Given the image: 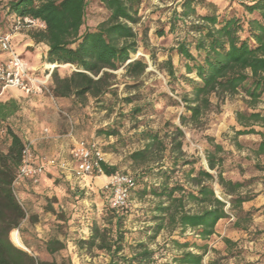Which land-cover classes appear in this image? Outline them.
Returning a JSON list of instances; mask_svg holds the SVG:
<instances>
[{
	"label": "rangeland",
	"instance_id": "374dc122",
	"mask_svg": "<svg viewBox=\"0 0 264 264\" xmlns=\"http://www.w3.org/2000/svg\"><path fill=\"white\" fill-rule=\"evenodd\" d=\"M9 1L2 3L5 6L1 10L6 17L12 15L7 5ZM181 1L145 0L141 4V20L133 25L138 32L140 46L132 54V60L143 57L148 64L140 79L129 76L121 67L115 71L117 83L113 92L101 99L91 97L84 105L72 97H56L52 91L28 96L18 89H9L0 97L3 102L15 101L18 106L12 116L0 123V150L7 151L10 145L9 127L21 136L25 144L30 143L36 154L61 157L73 166L71 151L79 141L84 140L96 143L103 150L108 164L117 165V171L130 173L138 181L137 187L132 190L129 207L124 212L120 211L123 216L120 225H116L115 218L112 219L111 193L104 188L108 179L99 182V177H78L71 170L63 173L54 169L46 176L49 180L41 177L39 182L31 179L22 181L29 187L24 197L19 185L15 186L17 197L27 212L21 227L15 229L24 244L27 242L28 251L37 257L59 261L65 257L70 258L72 264H110L111 258L106 250L87 243L95 223L102 228H110L109 235L112 237L118 230L122 232L124 249L120 255L129 256L133 245L146 242L155 250L154 264H175L173 259L180 253L173 243L175 239L200 242L196 231L187 229L183 232L180 227L164 228L154 240L149 238L157 223L152 217L157 213L154 209L160 198L142 195L140 190L145 184H160L163 177L158 174L157 168L155 173L144 174L150 163L138 164L130 158L132 152L144 147V131L160 132L170 147L175 126H181L185 132L183 159L195 162L178 164L169 183L178 181L196 189V185L187 180L186 170L192 166L210 170L206 153L220 144L223 150L218 155L224 157L223 174L229 179L243 181L245 186L240 193L251 197L237 214L228 208L234 217L218 222L217 231L207 241L209 248L205 263L264 264V170L257 167V164L263 165L264 154L255 153L262 137L258 133L236 134V130L242 128L236 120V111L246 109L242 94L227 96L223 102L212 96L213 105L204 114L201 123L181 124L180 115L186 112L182 97L185 93L190 94L191 86L180 75L195 77L194 73H187L185 60L176 51L178 42L186 35L183 24L180 23L179 29L170 31V21L175 10H180ZM232 6L243 10L239 0ZM107 15V10L98 1H92L87 9L84 28L97 27ZM9 17L6 18L8 21ZM162 29L165 34L160 36L158 31ZM16 50L30 68L38 63L31 49ZM169 58L178 70L177 79H172L166 70L164 63ZM73 70L74 65H59L62 76L69 75ZM38 72L41 74V70ZM137 107L140 112L133 116V109ZM258 109H264V99ZM107 129L117 130V133L108 135L102 132ZM170 154L168 148L164 161H168ZM211 172L216 175V170ZM50 178L58 185L53 196L50 194ZM212 184L217 195L226 200L220 185L216 181ZM56 202L59 206L54 205ZM55 207H58L57 211ZM187 208L195 211L198 205L189 203ZM54 237L61 239L65 248L51 255L46 243ZM191 249L197 251L195 247Z\"/></svg>",
	"mask_w": 264,
	"mask_h": 264
},
{
	"label": "trees",
	"instance_id": "16d2710c",
	"mask_svg": "<svg viewBox=\"0 0 264 264\" xmlns=\"http://www.w3.org/2000/svg\"><path fill=\"white\" fill-rule=\"evenodd\" d=\"M92 1H98L108 15L97 27L84 28L87 9ZM144 1L10 0L7 5L11 13L32 16L45 23L44 29L32 30L30 34L37 43L48 45L45 61L55 64L51 91L56 97H72L84 105L91 97L101 99L113 92L117 83L115 71L121 67L135 79H140L145 73L148 66L145 59L139 57L132 60V54L140 46L139 35L133 25L141 20L140 6ZM235 1L230 0L228 6L221 8L212 0H182L180 10L174 12L170 31L179 29L180 23L186 30L176 51L185 60L187 73L195 74V77L180 75L191 86L190 94L185 93L182 97L186 112L180 115V120L182 125L201 123L204 114L213 105L212 96L223 102L227 96L242 94L246 109L236 111V120L242 127L236 130V134H260L262 139L255 149V153L260 155L264 154V109H258L264 99V0H239L242 11L232 6ZM158 34L163 36L165 30H159ZM66 64L74 65L75 70L62 76L59 65ZM164 64L170 77L177 79L178 70L172 58ZM17 107L15 101H0V123L12 116ZM139 112L140 108L137 107L132 115ZM7 132L11 137L10 145L7 151L0 150V264H72L70 258L64 257L60 261L56 258L41 259L21 248L28 244H24L15 228L21 227L27 212L17 197L13 182L25 143L11 128L7 127ZM102 132L109 135L117 133V130ZM142 135L146 140L144 147L132 152L130 158L134 163H150L144 174L155 173L157 168L158 174L163 177L160 184H145L140 190L142 195L160 198L154 209L157 213L152 217L157 223L149 238L154 240L161 230L169 227H180L183 232L187 229L196 231L200 242L173 240L180 251L173 262L206 264L204 258L209 248L208 239L216 232L218 222L230 217L227 201L230 209L237 214L243 203L251 198L240 193L245 183L225 177L222 169L224 157L218 155L223 146L216 144L215 150L206 153L210 170L192 166L185 172L187 180L193 182L196 189L178 181L170 184L169 180L178 164L195 162L183 159L184 130L181 126H175L170 147L164 135L158 131L146 130ZM168 148L170 158L164 161ZM101 166L106 175L118 170L117 165L105 161ZM257 167L264 170V163L257 164ZM211 170H216V175ZM214 181L227 196L226 200L217 195L212 184ZM137 183L135 177L133 190ZM189 203L198 205V209H188ZM113 209L112 219L115 218L116 225H120L123 221L120 211L124 212L127 208ZM236 224L239 226V222ZM110 233V228H102L95 223L87 242L90 246L106 250L111 258L110 264L155 263V250L144 241L133 245L129 256L120 255L124 249V236L119 230L115 237ZM193 247L197 251L191 249ZM46 248L54 255L64 249L65 244L54 237L47 241ZM212 264L217 263L214 261Z\"/></svg>",
	"mask_w": 264,
	"mask_h": 264
},
{
	"label": "built area",
	"instance_id": "2783aa9c",
	"mask_svg": "<svg viewBox=\"0 0 264 264\" xmlns=\"http://www.w3.org/2000/svg\"><path fill=\"white\" fill-rule=\"evenodd\" d=\"M5 0H0V6ZM9 8V7H8ZM46 27L45 23L32 16L12 15L13 31L0 32V97L9 89H18L26 95H41L51 91V75L55 64H46L41 69L30 68L17 52L13 42L14 32L23 29L39 30ZM41 70V74H38ZM48 131L47 128L44 129ZM73 166L61 157L38 155L30 143L25 144L22 159L13 186H18L25 179L39 182L41 177L56 169L62 172L71 170L78 177L106 176L108 182L104 188L111 193L110 205L115 209L129 207L130 196L135 187V177L130 173L116 171L106 175L101 163L105 161L103 150L96 143L79 141L71 151ZM106 162V161H105ZM230 207L227 201L226 208ZM230 217L234 214L230 212Z\"/></svg>",
	"mask_w": 264,
	"mask_h": 264
},
{
	"label": "crops",
	"instance_id": "0c3cea01",
	"mask_svg": "<svg viewBox=\"0 0 264 264\" xmlns=\"http://www.w3.org/2000/svg\"><path fill=\"white\" fill-rule=\"evenodd\" d=\"M214 1L216 4H218L221 8H225L226 6H228L230 4V0H212ZM250 1V0H247ZM3 7L0 6V32H8V31H13L12 29V15L9 17L10 21H8V19H6L7 17L4 15L3 11L1 10ZM10 22V23H9ZM31 29H23L21 31H17L14 32L13 34V42L15 44L16 49L20 50L23 48L26 49H31L34 53H35V58L38 61V63L36 64H32V68L34 69H41L44 67V65H46V63L44 64L45 61V57L47 55V51H48V45H46L43 42H39L37 43L31 36ZM0 101H3V99L0 98ZM52 172V171H50ZM65 173V172H63ZM67 173V171H66ZM47 175H44L42 178L49 180L47 177ZM90 177H99L98 181L99 182H104V180L106 179L103 175H97V176H90ZM50 194L51 196H53V194H55V190L58 189V185L55 184L53 182V179L50 178ZM48 183V184H49ZM28 185H24L23 183L19 184V189L20 192L23 194V197L26 196L24 194H26V189H28ZM56 204V206H59V203L56 202L54 203V205ZM56 209H54L55 211H57L58 207H55ZM217 231V228H216Z\"/></svg>",
	"mask_w": 264,
	"mask_h": 264
},
{
	"label": "water",
	"instance_id": "95a60500",
	"mask_svg": "<svg viewBox=\"0 0 264 264\" xmlns=\"http://www.w3.org/2000/svg\"><path fill=\"white\" fill-rule=\"evenodd\" d=\"M17 245V244H16ZM17 246H19V245H17ZM19 247H21V246H19ZM21 248H23V249H25V250H27L28 251V249H27V247L26 246H24V247H21Z\"/></svg>",
	"mask_w": 264,
	"mask_h": 264
},
{
	"label": "bare ground",
	"instance_id": "6f19581e",
	"mask_svg": "<svg viewBox=\"0 0 264 264\" xmlns=\"http://www.w3.org/2000/svg\"><path fill=\"white\" fill-rule=\"evenodd\" d=\"M106 178V176H104ZM107 179V178H106ZM24 247V246H23Z\"/></svg>",
	"mask_w": 264,
	"mask_h": 264
}]
</instances>
